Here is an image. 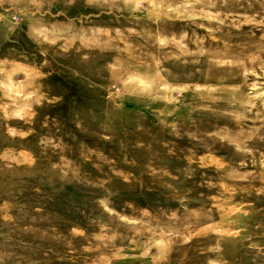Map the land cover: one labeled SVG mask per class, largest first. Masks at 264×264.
<instances>
[{
  "label": "rangeland",
  "instance_id": "374dc122",
  "mask_svg": "<svg viewBox=\"0 0 264 264\" xmlns=\"http://www.w3.org/2000/svg\"><path fill=\"white\" fill-rule=\"evenodd\" d=\"M0 264H264V0H0Z\"/></svg>",
  "mask_w": 264,
  "mask_h": 264
}]
</instances>
